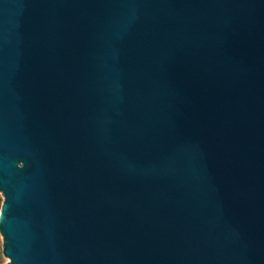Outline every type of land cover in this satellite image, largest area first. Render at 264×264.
<instances>
[{
	"label": "water",
	"instance_id": "95a60500",
	"mask_svg": "<svg viewBox=\"0 0 264 264\" xmlns=\"http://www.w3.org/2000/svg\"><path fill=\"white\" fill-rule=\"evenodd\" d=\"M0 188L10 264H264V0H0Z\"/></svg>",
	"mask_w": 264,
	"mask_h": 264
},
{
	"label": "rangeland",
	"instance_id": "374dc122",
	"mask_svg": "<svg viewBox=\"0 0 264 264\" xmlns=\"http://www.w3.org/2000/svg\"><path fill=\"white\" fill-rule=\"evenodd\" d=\"M20 166V164H18ZM7 203V195L0 188V264H10L11 258L7 255V241L3 231V221L5 218V209Z\"/></svg>",
	"mask_w": 264,
	"mask_h": 264
}]
</instances>
